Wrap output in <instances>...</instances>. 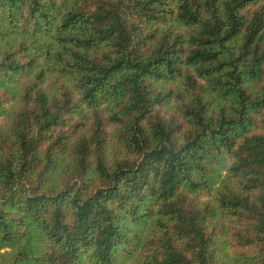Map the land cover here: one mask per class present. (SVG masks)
I'll return each instance as SVG.
<instances>
[{
    "label": "trees",
    "instance_id": "16d2710c",
    "mask_svg": "<svg viewBox=\"0 0 264 264\" xmlns=\"http://www.w3.org/2000/svg\"><path fill=\"white\" fill-rule=\"evenodd\" d=\"M0 264H264V0H0Z\"/></svg>",
    "mask_w": 264,
    "mask_h": 264
}]
</instances>
